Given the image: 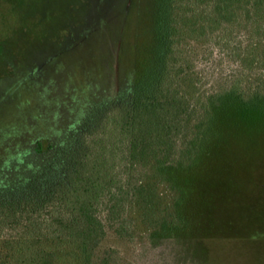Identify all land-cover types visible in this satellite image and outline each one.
I'll return each instance as SVG.
<instances>
[{
    "label": "rangeland",
    "instance_id": "rangeland-1",
    "mask_svg": "<svg viewBox=\"0 0 264 264\" xmlns=\"http://www.w3.org/2000/svg\"><path fill=\"white\" fill-rule=\"evenodd\" d=\"M76 1L82 11L70 38L69 0H0V134L13 131L31 143L43 135L64 137L69 124L132 80V57L141 62L153 40L159 0ZM221 31L199 26L181 33L170 62L177 76L185 74L177 82L195 109L191 124L174 137L178 148L167 164L150 160L129 177L153 184L159 215L174 202L179 216L175 224H150L134 202L130 241L109 238L120 264H264V116H245L235 102L259 85L262 66L254 47L230 56L218 42ZM238 36L235 46L243 40ZM218 99L224 107L215 114ZM212 116L199 147L187 153L197 119ZM20 140H11L3 160ZM14 168L1 173L24 172Z\"/></svg>",
    "mask_w": 264,
    "mask_h": 264
},
{
    "label": "trees",
    "instance_id": "trees-1",
    "mask_svg": "<svg viewBox=\"0 0 264 264\" xmlns=\"http://www.w3.org/2000/svg\"><path fill=\"white\" fill-rule=\"evenodd\" d=\"M190 1L159 0L153 40L146 54L140 53L141 62L132 57V80L69 124L64 137L43 135L31 143L13 131L0 134V264H120L119 249L109 238L130 241L128 213L134 202L150 224L176 223V203L165 204V214L159 215L153 184L140 185L129 177L150 160L167 164L178 148L174 137L191 124L195 109L177 82L185 74L177 76L170 62L184 28H222L218 42L230 56L256 49L259 85L235 102L245 116H264V0ZM76 2L69 0L64 9L70 38L82 11ZM240 33L243 40L235 46ZM223 102H213L215 114ZM213 117L197 119L198 138L186 140L187 153L199 147ZM15 136L21 140L10 161L3 160ZM14 167L24 172L2 175Z\"/></svg>",
    "mask_w": 264,
    "mask_h": 264
}]
</instances>
